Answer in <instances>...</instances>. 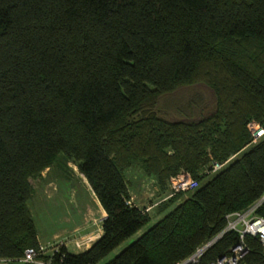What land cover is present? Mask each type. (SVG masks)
Masks as SVG:
<instances>
[{
	"label": "trees",
	"instance_id": "16d2710c",
	"mask_svg": "<svg viewBox=\"0 0 264 264\" xmlns=\"http://www.w3.org/2000/svg\"><path fill=\"white\" fill-rule=\"evenodd\" d=\"M195 83L211 91L210 111L200 113V95L178 105L183 119L155 111L159 97ZM250 119L264 128V0H0V257L30 264L19 260L39 243L29 179L53 165L66 174L70 161L104 213L101 232L44 259L176 264L261 195L264 135L250 143ZM214 161L224 164L210 172ZM134 164L167 195L152 224L129 202ZM180 171L197 186L169 194ZM243 239L245 263L264 264V245ZM236 241L224 233L199 263Z\"/></svg>",
	"mask_w": 264,
	"mask_h": 264
},
{
	"label": "rangeland",
	"instance_id": "374dc122",
	"mask_svg": "<svg viewBox=\"0 0 264 264\" xmlns=\"http://www.w3.org/2000/svg\"><path fill=\"white\" fill-rule=\"evenodd\" d=\"M196 95H200L205 102L200 113L204 114L210 111L213 95L209 88L202 83L182 86L169 94L162 95L155 103L154 109L166 118L183 119L185 113L177 109L178 105L185 104L187 100ZM198 112L194 116L200 115ZM58 167L53 165L51 168H45L39 176L29 179L32 193L27 200V206L34 223L37 239L42 244L59 240L66 242L72 238V235L76 236L71 232L74 226H91V235L76 239L82 242L79 247L76 248L73 243L66 242L68 251L77 252L89 242L91 236L94 237L96 234L102 210L75 164L67 162L66 174L62 173ZM124 176L127 180L128 191L133 195L134 203L139 207L146 208L151 218L149 224L153 223L158 215L155 211L156 204L165 199L167 195L161 192L160 186H156L151 177L143 174L137 164L128 167L124 171ZM136 235H131L122 241L107 257L112 256L133 241Z\"/></svg>",
	"mask_w": 264,
	"mask_h": 264
},
{
	"label": "built area",
	"instance_id": "2783aa9c",
	"mask_svg": "<svg viewBox=\"0 0 264 264\" xmlns=\"http://www.w3.org/2000/svg\"><path fill=\"white\" fill-rule=\"evenodd\" d=\"M245 128L250 136V143L255 142L264 135V128L253 119L246 122ZM229 156L224 163L232 158ZM224 163L212 162L209 168L210 172L218 170ZM197 186V181L193 179L187 172L180 171L168 179L169 194L191 190ZM264 201V189L261 195L246 205L244 208L228 212L224 215V226L207 241L195 250L185 259L176 264H200L199 260L202 253L214 242H216L224 233L233 231L237 234L236 243L231 246L227 252L216 257L214 260L204 262L203 264H246L244 256L247 252L244 244V235L256 237L261 244L264 245V216L258 215L256 209ZM148 209V208H147ZM144 211L147 212L146 208ZM61 241L46 246L38 243L36 247H28L23 250L22 256L19 259L22 262L30 264H51V258H43L44 254L49 256L59 251ZM82 244L80 240H73V246L79 247ZM7 258L0 257V264H8Z\"/></svg>",
	"mask_w": 264,
	"mask_h": 264
},
{
	"label": "crops",
	"instance_id": "0c3cea01",
	"mask_svg": "<svg viewBox=\"0 0 264 264\" xmlns=\"http://www.w3.org/2000/svg\"><path fill=\"white\" fill-rule=\"evenodd\" d=\"M129 196H130V200H129V202L132 204V205H134V206H136V207H139V206H137L135 203H134V201H133V195L129 192ZM104 216V213H103V211L101 212V214H100V216H99V219H101V217H103ZM158 217H160V214H158L157 215V217L154 219V221L158 218ZM150 220H151V218H150ZM153 221V222H154ZM100 222V221H99ZM150 223V222H149ZM152 224V223H151ZM145 227H147V226H144V229H145ZM97 230H96V234L94 235V237L93 236H91L90 237V240H89V242L85 245V246H83L82 248H80V249H78V251H80V250H83V249H85L90 243H91V241H93L99 234H100V226H99V224H98V226H97V228H96ZM144 229H140V230H138V231H136L133 235H135V234H137L136 236H135V238L144 230ZM92 231V227L91 226H78V225H76V226H74L72 229H71V232L73 233V234H75L76 236H74L73 237V235H72V238L71 239H68V241H66V242H71V243H73V240H76V239H82V238H85V237H87V236H89V235H91V232ZM37 241L39 242V240L37 239ZM59 241H61L62 243H63V245H64V247L67 249V246H66V242L65 241H63V240H59ZM58 241V242H59ZM40 243V242H39ZM52 243H57V242H50V243H46L47 245H49V244H52ZM70 243V244H71ZM40 244H42V243H40ZM68 251V250H67ZM98 264H101V263H98Z\"/></svg>",
	"mask_w": 264,
	"mask_h": 264
}]
</instances>
